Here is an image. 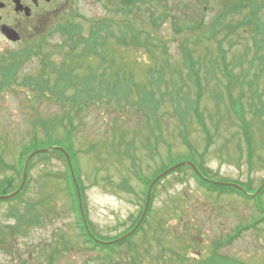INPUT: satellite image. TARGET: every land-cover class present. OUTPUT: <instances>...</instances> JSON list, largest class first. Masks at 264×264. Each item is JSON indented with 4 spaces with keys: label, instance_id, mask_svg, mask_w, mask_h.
<instances>
[{
    "label": "rangeland",
    "instance_id": "374dc122",
    "mask_svg": "<svg viewBox=\"0 0 264 264\" xmlns=\"http://www.w3.org/2000/svg\"><path fill=\"white\" fill-rule=\"evenodd\" d=\"M144 1L141 11L133 6L135 10L123 16L136 30L144 28L136 39L122 44L111 36L107 47L97 46V55L75 62L74 72L80 75L100 64L87 96L62 103L40 97L19 83L0 91V182L13 179V184L4 186L14 189L11 196L22 191L18 201L7 205L32 203L27 213L36 211L38 223L50 221L57 229L54 236L64 235L63 246L55 243L66 250L54 255L52 264H225L217 262L226 257L234 264H264V192L249 199L235 191L264 189V64L260 59L264 0H256L258 4L247 0L236 10L232 8L238 0ZM60 3L18 20L3 10L6 20L19 21L24 36L21 42L11 43L0 34V56L44 38L36 48L40 52L21 63L18 76L35 74L42 55L56 63L65 59L62 47L55 48L61 41L55 30L66 19L81 22L85 31L89 21L108 15L117 23L112 25L116 36L127 23L119 19L123 14L109 12L117 0ZM255 5H261L257 21L262 29L252 22L254 17L245 20ZM152 17H158L155 25ZM102 56L113 61H101ZM185 56L191 57L201 84L199 109L210 135L207 147L196 114L186 109L187 100L196 96L197 75L189 74ZM150 68L160 71V92L152 82L158 74L153 70L151 75ZM102 73L122 84L116 87L109 81V86L98 89ZM143 87L162 97L159 105L143 95ZM73 90V86L67 89V98ZM176 98L178 105L173 106ZM229 99L238 101L240 115H235ZM49 123L56 129L53 137L62 142L41 141L23 157V149L35 136L45 140L44 126ZM68 127L83 215L96 236L113 245L93 250L83 243L72 205L74 193L60 157L34 153L25 182L15 191L28 156L44 147H67L63 137ZM183 161L200 164L207 179L215 181L210 183L222 186L218 187L221 194L203 187L190 168L170 169ZM146 192L149 202L143 227L120 239L139 220ZM219 241L212 255V244ZM41 245L38 250L45 249Z\"/></svg>",
    "mask_w": 264,
    "mask_h": 264
},
{
    "label": "trees",
    "instance_id": "16d2710c",
    "mask_svg": "<svg viewBox=\"0 0 264 264\" xmlns=\"http://www.w3.org/2000/svg\"><path fill=\"white\" fill-rule=\"evenodd\" d=\"M104 1L107 2L108 0H104ZM253 1L255 2V4H258L256 0H253ZM144 2H145L144 0H117L116 5L111 6L112 9L110 11L107 7V4L103 3V6L105 7L106 12L109 11L111 13L114 12V13L123 14L122 16H119V19L123 20L124 22L127 21V23L123 25V28H122L123 30L120 31L121 32L120 36H116L115 31L112 29V25L117 24L116 21L113 18L109 17L108 15L106 17L103 16V17L94 18L93 20L89 21L88 22L89 26L85 31L82 28L81 22L76 21L74 18L64 20L59 25L58 29L55 30L56 33H58L60 35V38H61L60 43H58L55 46V48L57 49L58 47H62V51H65V59L62 60L60 63H56V62H53L50 59H48L49 56L42 55L41 57H39L38 63L40 62V65L38 66L39 69L35 74L30 72L28 74H23L21 76L20 75L18 76V72H19V69L21 67V63H24L25 61L32 58V55L36 54V52H38V53L40 52L39 50H36V48H39L44 43V38L39 37V38H37V40L35 39L36 42H34L30 45L24 46L23 48H21L18 51H9L7 53L2 54L0 56V91H3L4 88L7 89L8 87L19 83L22 86H25L26 88H28L29 90L34 91V94L40 95V97H45V98L51 97L52 99H55L56 101L62 102V103H64V102L66 103L68 101V99H75L76 97L87 96L88 90L91 89V85H94L95 77H96L97 70H98L100 64L98 65V68H88L89 73H85L83 75H80V74H78V72H74L75 62L79 61L81 59L84 60L87 56H90V55H97L98 54V50L96 49L97 46L98 47H102V46L107 47V45H105V44L108 42V39L111 36L116 38L118 43H122V44H127L131 39L132 40L136 39L139 36L141 30H143L144 28H142L140 30H136L134 27H132L133 25L131 24V22L129 25L128 19L125 20V18H127V17L123 18V16H126L129 13L133 12V10H135L133 8V6H136V10H135L136 12L141 11V9H139V8H141L140 5H142V3H144ZM246 2H247V0H238L236 2L237 5H234L232 9L233 10L239 9L238 8L239 5L245 6V5H247ZM117 4H120V5H117ZM260 9H261V5H255V7H251L250 12L248 13L247 16H245V20L247 22H251L252 21L251 16L254 17L256 22L255 21H252V22L255 23L256 27H257V24L259 23L258 28L262 29V25H260L261 23L257 21L258 12ZM162 16L165 17L164 14H162ZM157 22H158V17L157 18H153V17L151 18L152 24L155 25ZM145 41H146L145 43L148 44V40L145 39ZM157 45H160V44H157ZM81 47H82V49H80ZM36 55H34V56H36ZM221 56L222 57L219 56V58L221 60H224V57L222 54H221ZM260 59L264 64V56H261ZM44 60H46V61H44ZM101 61L112 62L113 59H107L106 56H102ZM183 62L185 65L189 66V74L190 75H193V74L197 75L196 79H195V82L197 85L196 96L194 99L187 100L186 109H187V111L191 110L196 114V117L199 121L200 127L203 129L204 133L206 134L207 142H206L205 147H207L209 144L208 142L210 139V135L208 133V129L205 125V122L201 117L200 109H199V106H200L199 88H201V84L199 82L198 74L196 72L194 73L193 63H192L191 57L188 58V56H185ZM149 70H150L149 73L151 75L154 74L152 72L153 70L156 71L155 69H152V68H150ZM156 72L158 75L153 78L152 82L154 83V85L156 86V88L160 92L159 85L161 83L162 77L160 75V71H156ZM52 74H54V75H52ZM100 76L104 77V79L100 80L101 86L98 89L104 88L105 84H107V86H109L110 79L108 77H106L105 73L104 74L102 73ZM111 84H113V85L115 84L116 87H118L122 83H118V82H115L113 80L111 82ZM128 84L125 83L124 86H126ZM70 86H73V88H74L73 95L69 96L67 98L66 97V93H67L66 91ZM145 87L142 88L143 89V95L145 94V96H147V97L151 96V100L154 103V105H157V104L159 105L161 100H162V97L156 98L154 96V91L152 89L147 90ZM98 92H99V90H98ZM146 92H148V94ZM111 94H112V89H111ZM229 94H228V97H229ZM177 97L179 98V94H177ZM229 101L232 105V108H233L235 115H240V109H237V107H236L238 101H235L233 99H229ZM233 101H235V102H233ZM175 102L176 103H174L173 106L178 105L177 98L175 99ZM259 114H260V112H259ZM56 120L58 122L60 121V119H56ZM243 124L245 125L246 122L243 121ZM48 127H49V129H48ZM245 130H247V128H245ZM55 131H56V129L54 128L53 124H52V128L50 127V123H49V126H44L45 140L44 139L38 140L35 136L29 142L30 145L29 146L27 145L23 149V152H22L23 157L25 155H28V153L30 151H32L33 149H36L37 143H39L41 141L46 142V141H50V140L54 139L55 141L62 142L61 139L58 138L59 140H56L53 137ZM64 134L65 135H64L63 139L67 143V147H64V149L69 154L70 159H71V163L73 166V171H74L76 177H78L79 171H78V169L76 170V167H75L74 162H73V158L76 155H75V152L72 148L71 128H69V127L64 128ZM52 155L58 156L63 160V162L65 164V175H66V177H67V179L71 185V188L74 189V184H73L72 179H71L70 170L68 168L67 160H66L65 155L62 151H60L58 149H52L48 152L43 151V152H39L36 154L37 157H45V158L50 157ZM30 165L31 164L29 162L28 166H27L28 169H29ZM196 165L199 168L200 172L204 176H206L207 171H205L200 164L196 163ZM180 168H190L191 173H193V176L198 180V182L201 185L208 187V189L209 188L214 189V188L222 187L220 185H212V183L204 181L201 177L198 176V174H196L194 172V170L188 164L179 166L178 169H180ZM219 189H221V188H219ZM235 191H237L238 194H240V196L247 197V198L249 197L248 195L243 194L242 192H240L238 190H235ZM263 192H264V189H261L259 192V195H261ZM134 223H135V221L133 222V224ZM133 224H132V226H133ZM131 227H129V230ZM142 227H143V225H142ZM217 263H222V261L217 262Z\"/></svg>",
    "mask_w": 264,
    "mask_h": 264
},
{
    "label": "flooded vegetation",
    "instance_id": "af4514ba",
    "mask_svg": "<svg viewBox=\"0 0 264 264\" xmlns=\"http://www.w3.org/2000/svg\"><path fill=\"white\" fill-rule=\"evenodd\" d=\"M12 1L13 0H0V2H2V5L0 6V34L4 37V35L2 34V28L4 26L13 28L20 35V40L11 43H17L21 42V39L24 36V31L19 28V21L13 23L6 20V13L3 12L4 9H8L9 14H14L15 17H13L12 19L18 20L19 18H27L31 16L37 9L41 8L42 10H45L46 5H54L56 3H60L61 0H31V4H27L23 2V0H20L24 5H27L30 8L29 15H26L24 11H15V6ZM67 1L68 0H65V3ZM59 7L62 8L63 5L61 4ZM52 8H54V6H52ZM19 14H23L24 16H19ZM33 30H36V27ZM20 180L21 178L19 176V183ZM12 181L13 179L11 178H2L0 182V196H4L0 198V264H52L53 256L56 254L58 255L59 253L62 254L64 250H66L60 249L59 245L55 242L58 241L60 246H63L61 244L65 242L66 239L64 238V235L62 233L59 236H54V233L57 229L53 230L54 227L52 225V222L44 221L38 223V221H36V211L30 212L29 214L27 213L26 209L31 208L32 203L27 205L26 201H24V204L22 205H7L15 200L18 201L20 194L22 193L21 191L19 194L7 196L10 195V193H12L14 189L7 190L4 188V186L10 185L9 183H11ZM72 190L75 198L72 202V205L73 209L76 212L78 233L83 236L84 244L87 243L91 245L88 246L89 248L93 250L99 249L100 244L96 241V238L98 237L96 236V233L90 229L89 221H87V224L93 237H90L88 235L84 225L83 215L79 208L80 202L82 200V191L79 190V198L77 196V190ZM86 233L89 237H86ZM228 240L229 238L227 239V241ZM38 243H41V247H45V249L38 250ZM54 243L58 245L56 247V250L53 249ZM219 243L220 241L212 244V253L217 252ZM191 256L195 258L197 257L194 254H192ZM226 259H223L222 263L234 264V259H232V261L227 257ZM228 260L231 262H229Z\"/></svg>",
    "mask_w": 264,
    "mask_h": 264
},
{
    "label": "water",
    "instance_id": "95a60500",
    "mask_svg": "<svg viewBox=\"0 0 264 264\" xmlns=\"http://www.w3.org/2000/svg\"><path fill=\"white\" fill-rule=\"evenodd\" d=\"M13 1L15 2V10H16V11H19V10H22V9H23V10L25 11L26 15L29 14V9H28V7H24V6L20 3V0H13ZM0 5H1V4H0ZM2 31H3V33L6 35V38L9 39V40L16 41V40H18L19 37H20V36L18 35V33H17L15 30H13V29H11V28H9V27H4ZM55 148L62 150V149L59 148V147H55ZM50 149H51V148L38 149V150H35L34 152H32V153L30 154V156H28V158H27V160H26V162H25V164H24V166H23V178H22V182H21L20 186L18 187V189H17L16 191L20 190V189L22 188L23 184H24L25 177H26V173H27V164H28V161H29L30 157H31L34 153H37V152H40V151H44V150L48 151V150H50ZM62 151L64 152V154H65V156H66V158H67V162H68V165H69V168H70V172H71L72 175H73V169H72V165H71L70 158H69L68 154H67L64 150H62ZM183 164H189L190 166H192V168H193L197 173H199V172H198V169L196 168V166H195L194 164H192L191 162H187V161L177 163V164H175L174 166H172L170 169H172V168L174 169V168H176V167H178V166H180V165H183ZM168 170H169V169H167L166 171H168ZM166 171L162 172L160 175L162 176ZM160 175H159V176H160ZM74 181H75V179H74ZM77 191H78V187H77ZM78 197H79V191H78ZM148 202H149V193L147 192L146 203H145L144 210H143V212H142V214H141L139 220L137 221V223L135 224V226L132 228V230H131L130 232H128L127 234L123 235L120 239L126 237L129 233H131L135 228L138 227V225L140 224L141 220L143 219V217H144V215H145V213H146L147 206H148ZM108 243H109V242H108Z\"/></svg>",
    "mask_w": 264,
    "mask_h": 264
}]
</instances>
